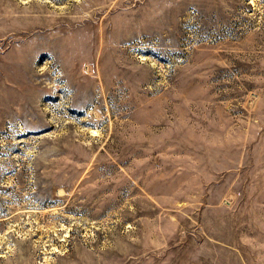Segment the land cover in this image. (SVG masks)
<instances>
[{
	"label": "rangeland",
	"instance_id": "1",
	"mask_svg": "<svg viewBox=\"0 0 264 264\" xmlns=\"http://www.w3.org/2000/svg\"><path fill=\"white\" fill-rule=\"evenodd\" d=\"M0 264H264V0H0Z\"/></svg>",
	"mask_w": 264,
	"mask_h": 264
}]
</instances>
